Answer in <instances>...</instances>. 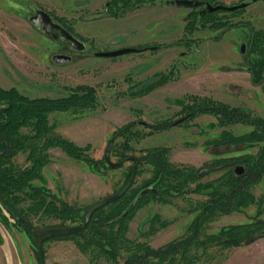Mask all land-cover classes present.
Segmentation results:
<instances>
[{"label": "rangeland", "instance_id": "rangeland-1", "mask_svg": "<svg viewBox=\"0 0 264 264\" xmlns=\"http://www.w3.org/2000/svg\"><path fill=\"white\" fill-rule=\"evenodd\" d=\"M159 1L146 3L148 6L145 9L125 10L120 17L98 18L93 14L101 9L104 0H0V87L14 86L28 97L61 96L68 92L69 87L82 83L95 87L94 108L75 112H50L47 116L50 125L48 134L67 138L79 146L88 143V154L100 158L109 138H112L111 147L121 140L119 133H112L124 122L139 120L154 123L167 118L170 123L167 128L138 141L131 140L132 149L127 159L117 167H108L104 162L100 166L101 171L90 169L84 161L68 156L59 147L46 148L47 160L39 168V175L44 181L38 177L30 181L47 187L59 200L84 208L111 194L121 184L122 172L131 157L140 155L141 149L149 146H166L169 148L167 156L171 162L199 167L203 161L214 157L255 154L264 145V141L249 145H206L203 141L217 136L221 129L215 124L212 114H198L191 119L178 120L183 114L179 109L181 96L185 92L210 95L232 105H238L242 97L252 96L264 109V100H260V94H264L262 89H257V86L241 88L233 83L227 84L224 75L220 74L230 66L238 69L236 64L240 61L232 56L231 61L227 62L228 57L221 52L223 50L225 53L230 49L229 46L211 40L228 37L233 41L236 52L239 31L235 25L223 30H195L189 37L198 40L177 46L152 50L143 48L114 56H98L93 53L98 50L158 44L179 37L183 32V15L188 8L169 3L163 5ZM29 3L47 7L54 14L70 18V30L66 29L86 43L87 48L77 50L69 45H60L63 42H57L47 33H42L35 25H28L23 17ZM150 3L153 6H149ZM251 9L252 6L248 8L249 11ZM235 18L232 16L231 20ZM217 33V38H212ZM237 53L234 54L239 58ZM169 68L172 70L171 77L176 74L173 79L146 94H128L130 89L141 87L154 79L158 71ZM262 82L264 79H259V83ZM256 111L264 116L259 109ZM224 128L235 134L249 130L251 126L234 123ZM24 155L17 152L13 161L19 166L27 165L29 161L24 159ZM109 155L112 161H117L113 153ZM139 166L141 170L133 177L132 192L152 172L151 165L146 161H141ZM218 173L220 171H210L200 180ZM252 192L255 197L264 192V175L252 186ZM204 197L201 193L184 192L169 197L165 202L149 200L135 210L127 222L124 235L132 241H146L152 247L159 246L184 232L185 226L195 214V211L188 212V207ZM257 207L250 204L220 214L207 224L205 230L216 232L225 225L244 223L254 218L264 219V205L260 214H256ZM153 213L168 223L158 227L156 222H150ZM28 220L33 228L57 225L60 222L47 216L36 218L29 215ZM62 223L73 225L77 221L65 220ZM149 223L157 226L156 230L142 235L141 232L147 230ZM115 227L116 223L112 229ZM40 244L44 264L104 263L102 257L91 262L86 253L79 251L74 238H48ZM196 254L193 264H264V236L235 247L209 246L204 250L197 249ZM117 260L118 263L114 264H120L121 257ZM0 264H36L33 243L13 223L12 218L7 217L4 209H0Z\"/></svg>", "mask_w": 264, "mask_h": 264}, {"label": "trees", "instance_id": "trees-1", "mask_svg": "<svg viewBox=\"0 0 264 264\" xmlns=\"http://www.w3.org/2000/svg\"><path fill=\"white\" fill-rule=\"evenodd\" d=\"M151 1L153 0H110L111 8H108V12L113 16H120L126 9H133ZM219 18L214 12H205L198 16L191 11L184 15L183 32L180 37L152 44L150 49L196 41L197 38L189 37L193 30L206 26L210 29L219 28L225 23ZM66 28L69 29V25ZM249 46L250 51L264 56L261 52L264 46L261 39L253 37ZM260 66L253 68L252 82H259L262 78ZM171 75L170 68L158 71L154 79L141 87L130 89L128 94L132 96L146 94L176 77V74L173 77ZM261 89L264 92V82ZM181 101L179 109L183 112L181 120L191 119L201 113H210L215 117V124L221 127L217 136L205 139L203 144L249 145L256 141H264V116L245 103L232 105L210 95L191 92L183 93ZM95 104V87L89 84H76L69 87L66 94L55 97H28L14 86L0 87V209H4L7 217H11L13 223L22 229L33 243L36 264H44V254L41 244H34L29 215L36 218L52 217L58 219L59 224H63L65 220L77 221L73 224L76 226L73 232L50 238H74L79 251L86 253L91 262L102 257L103 264L118 263L119 257L120 264H193V259L197 258V249L204 250L209 246L235 247L264 236V219L260 218L225 225L216 232L205 230L207 224L220 214H227L250 204L258 206L256 214L261 213L264 192L255 197L252 186L264 175V145L255 154L241 153L214 157L203 161L199 167L171 162L167 156L169 148L163 145L141 149L140 155L131 157L130 163L122 172L121 184L112 192H116L127 183L122 194L95 209L83 224L81 214L85 207L80 208L59 200L47 187L36 185L30 180L38 177L40 181H44L39 175V168L47 160L46 148L51 146L59 147L68 156L84 161L90 169L101 171L100 166H103L105 161L102 156L94 158L88 154V143L79 146L67 138L48 134L50 125L47 116L50 112L66 110L75 112L94 108ZM167 121L168 119L164 118L154 123L139 120L124 122L112 133L113 135L118 131L121 140L110 147L109 154L113 153L121 165L132 149L131 140L138 141L146 135L167 128L170 126ZM234 123L248 124L251 128L235 134L224 128ZM17 152L25 154L24 159L29 161L27 165L19 166L13 161V156ZM141 161L148 162L152 172L150 177L142 179L132 192L133 177L140 172ZM236 164H242L244 167L240 174L232 172V167ZM210 171L220 173L200 180ZM184 192L201 193L205 197L188 207V212L195 211V214L181 235L156 247L150 246L146 241H132L124 235L127 222L138 207L149 200L165 202L169 197ZM2 217L6 218L3 214ZM151 221L156 222L158 227H164L168 223L166 219H160L156 213L150 217ZM114 223L116 227L112 229ZM156 227L149 223L147 230L141 234L153 232Z\"/></svg>", "mask_w": 264, "mask_h": 264}, {"label": "flooded vegetation", "instance_id": "flooded-vegetation-1", "mask_svg": "<svg viewBox=\"0 0 264 264\" xmlns=\"http://www.w3.org/2000/svg\"><path fill=\"white\" fill-rule=\"evenodd\" d=\"M197 1H199V3L194 5V6L175 5V4L170 3V0H160L159 3H161L163 5H164V3H169L171 5L183 6L184 8H188V11H186L184 15H186L187 13H189L191 11H194L198 16L205 13V12H214L215 16L220 17L219 20L225 21L223 26L216 28V29H210L207 26L204 27V28H208L209 30H218V29L223 30V29H228L231 26L235 25L236 28L238 29V31L240 32V33L238 32L239 38H237V45H236L237 50H236V52L233 49V47H234L233 41L231 39H229L228 37H220V38H218L217 41L211 40V42H219L220 41V44H221V42H223L225 47L229 46L230 51L226 50V52L224 53L222 50V52H221L223 54H226V57H228L227 62L231 61L230 58L232 56H233L232 58H235V59L237 58V60L240 62H238L236 64V66L238 67V69H236V70H243L245 73L248 74V82H249V85L251 87L257 86L261 89V84L258 81L257 82L251 81V75H252L253 68L261 65L260 67H261L262 79H264V56H259L256 53L250 51L249 43L253 39V37H258L259 39H261V41H263V45H264V0H197ZM205 2L209 3L210 5H215V4L220 3V4H224L226 6H230V5H237V6L233 9H216V10L204 11L202 13H199V11L204 6ZM109 3H110V0H104L101 9H99V11H97L93 15L98 17V18H104V17L107 18V16L112 17L113 15H111L108 12V8L109 7L111 8ZM145 4H142L138 7L133 8V9H138ZM250 6H252V9L249 11L248 8H250ZM126 10H131V9H126ZM42 11H44L48 16L45 15ZM124 12H125V10H124ZM184 15H183V18H184ZM120 16H113V17H120ZM232 16L236 17L235 20H231ZM45 17H47L49 20H51L54 24H57L64 29H66V26L69 25L68 19L71 20L70 18H67L64 15H57V14L52 13L51 11H49V9L47 7L44 8L41 5H34L32 3L28 4L27 11H26L25 16L23 18L28 23V25L33 27L34 22L38 23L39 25H42L43 22L46 21ZM182 29H183V26H182ZM201 29H203V28H201ZM195 30H200V29H194L193 31H195ZM40 31H42V33H44V34L47 33L45 30H40ZM254 32H255V35H254ZM47 34L49 36L53 37L49 33H47ZM217 36H218V33L215 34L214 37H212V38H217ZM75 37L78 38L77 36H75ZM57 42H58V40H57ZM63 43H60V45H63L66 47L68 46V44L66 45ZM152 46H153L152 44H143L141 46H138L141 48H137V46L135 48H137V49L149 48L150 49ZM172 46H177V45H172ZM233 51H234V53H237V51H238L237 54H238L239 58L235 56ZM261 52L264 55V46H263V49ZM245 63L247 64V66ZM230 68H227V69H230ZM240 103H245V102L243 101ZM201 114H210V113H201ZM178 120H181V118H179ZM176 122H173V123H176Z\"/></svg>", "mask_w": 264, "mask_h": 264}, {"label": "water", "instance_id": "water-1", "mask_svg": "<svg viewBox=\"0 0 264 264\" xmlns=\"http://www.w3.org/2000/svg\"><path fill=\"white\" fill-rule=\"evenodd\" d=\"M170 3L175 4V5H189V6H194L199 3L197 0H170ZM237 5H230L226 6L224 4H215V5H210L209 3L205 2L204 6L202 9L199 11V13H202L204 11H211V10H216V9H233ZM45 15H47L44 11H42ZM48 16V15H47ZM46 21L43 22L42 25H39L38 23L34 22V25L40 29V30H45L47 33L52 35L55 39L58 41L64 42L68 44L70 47L77 49V50H83L87 48L86 43L81 41L80 39L76 38L72 33H70L68 30L62 28L61 26L54 24L51 20H49L47 17ZM139 49L128 46V47H121V48H116V49H111V50H98L94 51L93 53L98 56H114L118 54H122L125 52H132V51H137ZM118 131L115 133L117 134ZM112 143V138H109L105 144V147L103 149L102 153V158L105 161V163L109 167H117L120 165L119 161H112L110 159L109 155V150L111 147ZM243 165L242 164H237L232 167V172L234 174H240L243 172ZM127 183L124 184L119 190H117L114 193H111L109 195H106L105 197H102L101 199H98L96 201L91 202L88 204L82 214H81V219L82 223H86L88 217L90 214L97 209L98 207L106 204L107 202L117 198L122 194L124 189L126 188ZM76 229L75 225H68V224H57V225H52V226H47V227H42V228H32L31 233L33 236L34 244L39 245L42 241L53 237L55 235H63V234H68L70 232H73Z\"/></svg>", "mask_w": 264, "mask_h": 264}, {"label": "crops", "instance_id": "crops-1", "mask_svg": "<svg viewBox=\"0 0 264 264\" xmlns=\"http://www.w3.org/2000/svg\"><path fill=\"white\" fill-rule=\"evenodd\" d=\"M146 6H148V5L141 6L138 9H145ZM149 6H153V4L150 3ZM230 67H232V66H230ZM220 74L224 75V77L226 78L225 82L227 84L233 83L237 86H240L241 88L251 87L249 85V82H248V74L245 73L243 70H236V69L231 68V69H226L224 72H222ZM257 89H258V87H257ZM226 95L228 96L229 94H226ZM260 96H261L260 100H261V98H262V100H264V94L261 93ZM241 101H244L248 106H250L251 108H254L256 110L259 109L261 111L263 108V106H259L257 104V102L255 101V99L252 96L251 97L250 96L242 97L238 100L237 103H239ZM261 112L264 114V109ZM235 124H239V123H235Z\"/></svg>", "mask_w": 264, "mask_h": 264}]
</instances>
